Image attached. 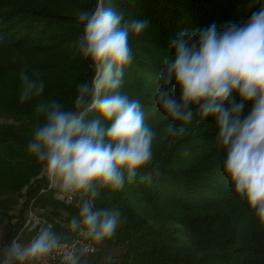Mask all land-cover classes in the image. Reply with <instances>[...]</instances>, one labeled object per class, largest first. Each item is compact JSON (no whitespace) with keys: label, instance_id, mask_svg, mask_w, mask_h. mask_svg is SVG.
Instances as JSON below:
<instances>
[{"label":"trees","instance_id":"trees-1","mask_svg":"<svg viewBox=\"0 0 264 264\" xmlns=\"http://www.w3.org/2000/svg\"><path fill=\"white\" fill-rule=\"evenodd\" d=\"M100 0H0V189L27 188V199L40 205L64 206L70 217L79 208L40 196L43 165L29 153L40 100L74 105L77 86L94 77V69L78 51L82 10ZM126 20H148L139 36L131 35L133 63L125 70L122 92L139 99L146 123L155 131L153 162L138 170L136 181L118 192L102 190L97 207L116 209L122 223L107 243H125L126 251L98 264H264V226L247 201L235 192L223 162L226 150L216 141L212 118L196 117L189 135L167 134L172 121L155 104L162 61L171 58L170 41L215 24L245 23L264 0H110ZM105 6L109 0H104ZM39 73L45 82L41 97L21 103L20 72ZM175 95L179 96L177 89ZM239 100V96L236 97ZM251 105L245 106V114ZM187 149L189 154L182 155ZM150 176L151 180H141ZM38 196V197H37ZM54 213H57L56 211ZM2 218L6 216L0 213ZM1 219V218H0ZM22 220L12 225L8 244ZM62 237L70 233L56 227Z\"/></svg>","mask_w":264,"mask_h":264},{"label":"clouds","instance_id":"clouds-1","mask_svg":"<svg viewBox=\"0 0 264 264\" xmlns=\"http://www.w3.org/2000/svg\"><path fill=\"white\" fill-rule=\"evenodd\" d=\"M77 19L83 26L78 51L90 61L94 77L77 86L70 108L55 99L36 104L43 120H37L28 151L65 203L78 198L79 215L72 217L71 229L99 244L112 239L122 223L119 210L96 206L102 190L121 191L153 162L156 133L146 123L142 102L122 92L125 70L134 59L130 34L141 35L149 21L126 20L110 0L107 6L100 0L94 10L80 11ZM170 49L173 55L162 61L155 92V104L176 122L167 134L185 137L196 117L214 119L216 141L226 150L224 172L264 226V4L243 24L182 31ZM20 79L21 103L43 95L39 73L29 76L22 70ZM60 247L49 224L26 245L13 239L0 264L40 261ZM64 261L78 264L72 252Z\"/></svg>","mask_w":264,"mask_h":264},{"label":"rangeland","instance_id":"rangeland-1","mask_svg":"<svg viewBox=\"0 0 264 264\" xmlns=\"http://www.w3.org/2000/svg\"><path fill=\"white\" fill-rule=\"evenodd\" d=\"M0 121L2 123H17L14 120H9L5 118H0ZM40 182L39 184L42 185V188L45 189V191L41 192L42 188L40 189L39 195L40 196H45L46 198L53 196L55 199H58L62 202H64L58 195L60 190L50 183L48 179V173L45 170L44 166L43 169L39 175ZM50 185L52 187H50ZM27 188L28 186L23 187L20 191L18 192H12L8 189H0V213L5 214L2 218L0 216V258H2L3 255V249L6 245H8V237L9 234L12 231V225L17 224L20 220H22V224H24V221L26 220V212H27V207L31 204L32 200L28 201L27 199ZM38 197V196H37ZM36 198V197H35ZM78 202V198L76 199ZM65 203V202H64ZM35 205H39L41 207H45L47 211H50L51 216L47 212H42L43 214L47 213V216L54 218H57V223L58 221H63L62 216L65 217V215L69 214V210H67L64 206H58L57 208H54L52 205H40L36 203V200L34 202ZM67 204V203H65ZM68 205H75V203L68 204ZM78 207V206H76ZM57 213H54V212ZM23 226V225H21ZM21 227L18 229L17 233H19V230ZM94 242V241H93ZM94 244L97 246L98 251L94 254L91 255L90 258H88V263L87 264H98L100 262H104L112 257H119L122 255L126 249L127 245L125 243H118V244H113V243H107L103 241L102 243H95ZM19 264V262H17Z\"/></svg>","mask_w":264,"mask_h":264},{"label":"built area","instance_id":"built-area-1","mask_svg":"<svg viewBox=\"0 0 264 264\" xmlns=\"http://www.w3.org/2000/svg\"><path fill=\"white\" fill-rule=\"evenodd\" d=\"M50 187H52L50 185ZM45 191L44 188L41 189ZM59 197L63 195V193H58ZM77 198H74L71 203H75V205H78V202L76 201ZM31 204L27 207L26 212V220L24 221L23 226H21V229L19 230V233L16 234L15 238L19 243L21 244H28L37 234L40 232V230L47 225H52V231L56 234L60 241L61 247L58 249H55L49 256L43 258L40 261H25L24 264H65L64 261V255L67 252H72L77 257L78 264H87L88 258L91 257L92 254L96 253L98 251L97 246L94 244L92 240H84L82 237L77 235V233L68 234V238H64L61 236L60 231L56 228L57 225L60 229H64L66 232L70 233L71 226L68 218L70 217V213L62 216L63 221H58L57 218H51L47 216V213L50 214V211H47L45 207H41L39 205H35L34 202L36 198L31 199ZM64 201V199H62ZM42 212H47L46 214H43ZM87 246V247H86Z\"/></svg>","mask_w":264,"mask_h":264}]
</instances>
